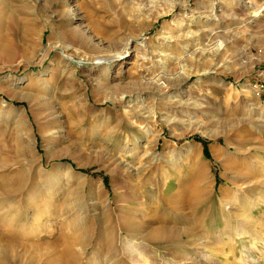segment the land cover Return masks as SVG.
I'll list each match as a JSON object with an SVG mask.
<instances>
[{"label":"rangeland","instance_id":"1","mask_svg":"<svg viewBox=\"0 0 264 264\" xmlns=\"http://www.w3.org/2000/svg\"><path fill=\"white\" fill-rule=\"evenodd\" d=\"M2 1L14 22L0 21V188L22 174V190L0 200V220L33 259L70 264L59 223L83 217L89 239L103 210L116 235L130 208L146 219L195 195L180 189L202 167L207 199L190 211L201 236L154 217L175 226L148 245L72 252L82 264H264V0Z\"/></svg>","mask_w":264,"mask_h":264},{"label":"bare ground","instance_id":"2","mask_svg":"<svg viewBox=\"0 0 264 264\" xmlns=\"http://www.w3.org/2000/svg\"><path fill=\"white\" fill-rule=\"evenodd\" d=\"M2 5H3V1L0 0V6H2ZM6 9L7 8H1L0 9V21L7 23V24L13 23L14 18L11 14H9V12ZM16 21H17V19H16ZM35 27H37V26H35ZM27 28H28V26H27ZM1 34H2V30L0 29V55L5 54L9 51V44L6 41L7 39L5 40V37L2 36ZM179 90H180L179 88H177V87L175 88V92L180 93ZM206 104H207V102H206ZM174 121H175L174 119H171V120L168 119L167 120V122L171 123L173 126H178L177 121H175V122ZM188 127H190V126H188ZM186 151H187V153H188L187 155L189 157V156H191V153L194 152L195 150H193V148L189 147L188 149H186ZM220 153H221V155H223L227 159H228V156L232 154V153H228V155H227V153L225 151H222ZM187 159L188 158L186 157V161H187ZM190 161H191L190 164L195 163L194 160H192V159ZM198 166H200V164ZM26 170H29V169H26ZM64 170L66 171V175H69L67 172V168ZM64 170H60V171L59 170H53L50 177H52L53 179H57V183H59L61 180V175L63 174ZM37 171L39 174H41V175L43 174L42 171L39 170V168L37 169ZM202 173H203V171H202V167H201V172H199L198 174H196L195 176L192 177L194 180V183H193L194 185L190 182H187V183L182 185L183 189L182 188L180 189V196H181V194H183V190L189 191V189H193L192 193H194L195 195H192L190 197L186 194V192H184L186 195L183 194L181 201H178L176 199V200L172 201V203H168L169 208H172L174 211H177V212H185V211L190 212L193 210L194 207H196L197 205H199L200 203H202L204 200L207 199V196L203 193L202 188H201L202 187L201 184L205 179H207V176L205 174L203 175ZM25 175H26V173H25ZM20 176L17 177L16 179H10L2 185V187L0 188L1 189L0 190V193H1L0 194V200L8 194L9 195L14 194V193H17V191L19 192L20 190H22V187L19 183L20 182L19 180H21ZM208 180H209V177H208ZM257 182H259V181H256V183ZM207 183H209V181ZM21 184H22V182H21ZM255 186H256V184H255ZM159 191H160V189L155 190V191H148L147 193L149 195H148L147 200L150 202H151V200L153 201L154 199L157 200V197L159 194H157L156 192H159ZM177 195H179V192L177 193ZM170 196L171 195H168V197L170 199L171 198L174 199L173 197H170ZM124 198L132 200V197H130V195H127V194H125ZM92 205H95L92 208H94V210H96L95 207H97L98 205L96 203H94ZM143 206H144V209H146V210L149 209V205L146 206V204L144 203V204H142V207ZM167 208L163 205V203L158 207L156 206V207L150 208L149 210L151 213L148 215V217L146 219H145V217L142 218V216L139 217L135 208L134 209L130 208L128 214H126V215L124 214L125 216H123V218H121L122 223L120 225V230H119V233H117L116 235H115L114 231L109 230L108 224L105 225L108 222V219L107 220L104 219L105 218V212L102 210L101 213L103 215L100 218V220L99 219L97 220L98 221L97 223L95 220L94 221L91 220L93 222H91L90 224H95L96 234L94 235V237L89 238V239H88V237L90 235L88 236V225L86 224V222H84V221H86V219H84L83 217H79L77 215H76V217H74L70 220L66 219L67 221H65V222L62 221L61 223H59V230L60 231H67V232L69 231L71 233V235L68 239L64 240L61 243V245L59 246L60 251H59L58 255H60V256L61 255H66V256L68 255L67 257H69V258L71 256L72 262L70 264H72V263L73 264H82V263H80L79 257L82 256L83 253H81L80 255L79 254L77 255V253L76 254L73 253L72 250L74 249V247H77V246L80 248H83L87 244L89 245V243H90L89 240L90 241L98 240V242L99 243L101 242L103 244V247L107 248L108 250H111V248L116 247V245H117L116 243L118 240H120V244H119L120 246L123 245L125 241H128L129 243H132V244L144 243L145 245H148L149 243H152L156 239L160 238L162 236L163 232H165L167 230H172V227L175 226V225H171L167 222H166V224L163 222H160L158 225L156 224L157 225L156 227L151 228V227H149V224H151L154 221L152 219L154 217H157V219L165 217L170 221H174L175 223L176 222H181V223L184 222V226L181 230L182 232L186 233V232L192 231V233L196 237L201 236L202 232L204 231V227L202 225L204 221L202 219L196 218V216L191 212L189 214H186L185 216H182V217L173 215L174 213H171L170 215L168 214L166 217L165 212L168 210ZM3 209H5V207ZM93 213H94V211H93ZM92 217H94V219H96L95 216H92ZM87 221L90 222V220H88V219H87ZM11 223L12 222L7 221V220H0V228L1 229H3V228L9 229V230H6L4 232L0 231V264H42L40 262V260L33 259V257H32L33 252L31 249H29L31 244H29V242L27 240H25V239L21 240V238L16 239V238H14L13 235H11V233H10L11 232V230H10V224ZM242 223H244V222H242ZM244 225H246V224L244 223ZM248 225H250V224L248 223ZM22 227L23 228H21L19 233H20V235L23 236V234L25 235V233H26V228H25V226H22ZM196 243H197V241L196 242L190 241V244H196ZM30 252H31V254H29L30 257L27 260L22 261L21 258ZM100 256H101V254H100ZM58 261H59V259H58ZM88 263L89 264H114L113 261H110V256L108 255V253H106V255L102 258L97 256L93 259V261H89ZM44 264H46V263L44 262ZM52 264H57V260H55Z\"/></svg>","mask_w":264,"mask_h":264}]
</instances>
